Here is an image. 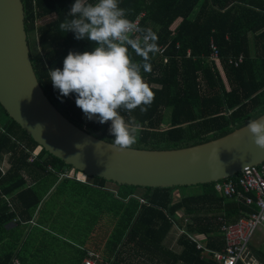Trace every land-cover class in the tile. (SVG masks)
<instances>
[{
    "label": "trees",
    "instance_id": "16d2710c",
    "mask_svg": "<svg viewBox=\"0 0 264 264\" xmlns=\"http://www.w3.org/2000/svg\"><path fill=\"white\" fill-rule=\"evenodd\" d=\"M22 2L30 55L44 91L73 122L113 142L110 122L88 120L75 94L61 96L49 79L48 71L62 69L69 51L93 48L59 29L71 18L67 13L75 0ZM120 6L130 20L144 13L141 28L157 34L159 50L170 58L166 63L156 53L151 72L144 73L154 92L147 111H121L142 125L134 148L193 146L264 116V0H120ZM212 39L219 64L207 59ZM240 55V66L229 63ZM0 109V264H215L189 235L221 251L222 226L254 212L222 198L216 183L144 189L100 177L89 183L65 178L72 167L39 150ZM173 232H182L176 248L169 244Z\"/></svg>",
    "mask_w": 264,
    "mask_h": 264
},
{
    "label": "water",
    "instance_id": "95a60500",
    "mask_svg": "<svg viewBox=\"0 0 264 264\" xmlns=\"http://www.w3.org/2000/svg\"><path fill=\"white\" fill-rule=\"evenodd\" d=\"M0 105L41 149L73 170L144 189L191 188L264 164V148L247 125L201 144L177 149L117 151L110 141L65 116L43 89L32 63L22 0H0ZM259 119H264L262 116Z\"/></svg>",
    "mask_w": 264,
    "mask_h": 264
},
{
    "label": "clouds",
    "instance_id": "9594fccd",
    "mask_svg": "<svg viewBox=\"0 0 264 264\" xmlns=\"http://www.w3.org/2000/svg\"><path fill=\"white\" fill-rule=\"evenodd\" d=\"M128 15L120 0H75L67 13L71 18L60 23L59 29L73 32L77 40L92 42L93 48L82 53L69 51L62 69L48 71L61 96L75 94L76 106L88 120L110 122L112 147L121 152L138 142L142 129L135 117L126 119L121 111L130 114L139 108L146 112L153 102L154 92L144 73L151 72L150 61L159 51L157 34L138 27ZM133 52L139 60L133 58ZM247 129L255 144L264 148V119H250ZM78 172L87 181L76 180L89 183L90 177Z\"/></svg>",
    "mask_w": 264,
    "mask_h": 264
},
{
    "label": "built area",
    "instance_id": "2783aa9c",
    "mask_svg": "<svg viewBox=\"0 0 264 264\" xmlns=\"http://www.w3.org/2000/svg\"><path fill=\"white\" fill-rule=\"evenodd\" d=\"M143 16L144 13L132 20L140 28ZM211 48L213 52L208 59L219 64L221 59L220 50L214 39L211 40ZM165 51V49H160L158 52L168 63L170 58L165 55ZM191 56L192 53L189 52V57ZM243 62V55L229 59V63L236 67ZM71 173L78 176V180L87 181V178H82L81 174H76L75 170L64 176L71 178ZM215 188L216 192L222 197L229 200L235 199L237 203H244L246 206L257 208V211L251 213L248 217H241L231 224L222 226L221 231L225 237V248L221 251L206 248L197 238H192L193 241L197 244L199 250L213 254L215 264H255L256 261L249 251V246L259 228H264V164L246 167L234 179L228 178L217 182ZM88 264H95V262L89 260Z\"/></svg>",
    "mask_w": 264,
    "mask_h": 264
},
{
    "label": "crops",
    "instance_id": "0c3cea01",
    "mask_svg": "<svg viewBox=\"0 0 264 264\" xmlns=\"http://www.w3.org/2000/svg\"><path fill=\"white\" fill-rule=\"evenodd\" d=\"M65 178H67V177H65ZM222 198H224V197H222ZM226 201L228 200L229 202H233V203H236V204H239V203H237L236 202V200L235 199H233V200H229V199H226V198H224ZM246 206V205H245ZM246 207H249V206H246ZM250 208H252L253 210H254V212L255 211H257V208H255V207H250ZM253 213V212H252ZM251 214V213H250ZM249 214V215H250ZM248 215V216H249ZM241 218V217H240ZM239 218V219H240ZM221 219V218H220ZM238 219V220H239ZM261 230V229H260ZM222 232V231H221ZM261 232V231H260ZM182 236V232H178L177 233V237H176V239H175V242L180 238ZM173 237V235L170 237V238H172ZM189 237L192 239V238H194L195 236H193V235H189ZM196 238V237H195ZM200 239V238H199ZM171 240V239H170ZM193 240V239H192ZM170 244V243H169ZM176 244V243H175ZM177 245V244H176ZM209 249V248H208ZM179 250H181L180 248H179ZM211 250V249H210ZM201 251H203V250H201ZM249 251L251 252V254H252V256L254 257V259H255V264H264V234H255V236L253 237V240H252V242L250 243V246H249ZM181 252V251H180ZM203 256H207V257H211L212 259H213V254L212 253H210V252H206V251H203ZM214 260V259H213ZM215 261V260H214ZM216 263V262H215Z\"/></svg>",
    "mask_w": 264,
    "mask_h": 264
},
{
    "label": "rangeland",
    "instance_id": "374dc122",
    "mask_svg": "<svg viewBox=\"0 0 264 264\" xmlns=\"http://www.w3.org/2000/svg\"><path fill=\"white\" fill-rule=\"evenodd\" d=\"M218 48H219V47H218ZM211 50H212V48H211ZM212 52H213V51H212ZM211 54H212V53H211ZM1 115H2V111H1V109H0V116H1ZM79 176H80V175H79ZM70 177H71V178L78 179V176L73 175L72 173H71ZM90 180H92V179H90ZM187 192H188L189 194L194 193L193 190H189V191H187ZM260 229H261V230H260ZM260 231H261V232H260ZM257 234H264V228H263V227L259 228V230L257 231ZM176 237H177V234L173 232V237H172L171 240H170V246L173 247V248H176V246H175V239H176Z\"/></svg>",
    "mask_w": 264,
    "mask_h": 264
}]
</instances>
